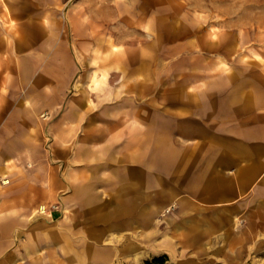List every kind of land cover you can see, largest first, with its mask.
Here are the masks:
<instances>
[{"label":"crops","instance_id":"1","mask_svg":"<svg viewBox=\"0 0 264 264\" xmlns=\"http://www.w3.org/2000/svg\"><path fill=\"white\" fill-rule=\"evenodd\" d=\"M159 47L111 43V0H0V264L261 242L264 95Z\"/></svg>","mask_w":264,"mask_h":264},{"label":"rangeland","instance_id":"2","mask_svg":"<svg viewBox=\"0 0 264 264\" xmlns=\"http://www.w3.org/2000/svg\"><path fill=\"white\" fill-rule=\"evenodd\" d=\"M155 40L168 59L165 74L212 56L228 62L223 65L233 75V83L222 85L233 87L236 77L244 90L254 87L264 95V0H111V43L136 49ZM51 209L56 204H42L36 213L50 217ZM137 245H121L111 264H264V237L235 252L225 248L189 257Z\"/></svg>","mask_w":264,"mask_h":264},{"label":"bare ground","instance_id":"3","mask_svg":"<svg viewBox=\"0 0 264 264\" xmlns=\"http://www.w3.org/2000/svg\"><path fill=\"white\" fill-rule=\"evenodd\" d=\"M76 246H78V245H76ZM63 260H64V259H63ZM87 263H89V262L87 261ZM87 263H86V264H87Z\"/></svg>","mask_w":264,"mask_h":264}]
</instances>
